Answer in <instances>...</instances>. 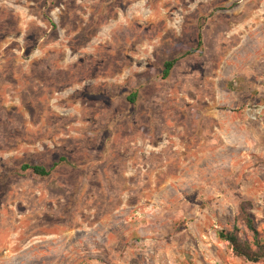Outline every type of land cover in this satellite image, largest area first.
<instances>
[{
	"label": "rangeland",
	"instance_id": "obj_1",
	"mask_svg": "<svg viewBox=\"0 0 264 264\" xmlns=\"http://www.w3.org/2000/svg\"><path fill=\"white\" fill-rule=\"evenodd\" d=\"M240 206L264 238V0H0V264H262Z\"/></svg>",
	"mask_w": 264,
	"mask_h": 264
},
{
	"label": "trees",
	"instance_id": "obj_2",
	"mask_svg": "<svg viewBox=\"0 0 264 264\" xmlns=\"http://www.w3.org/2000/svg\"><path fill=\"white\" fill-rule=\"evenodd\" d=\"M201 45V33L197 35V46ZM176 59H171L163 63V69L161 76L166 78L173 66L176 63ZM135 94L128 96L130 102L134 101ZM27 170L38 176H47L49 170L45 167L37 164L23 163L19 167V173L23 174ZM243 221V224L250 232L249 238L242 237V233L238 225H232L230 229H220L216 231L218 239L228 243L234 256L242 258L245 261L252 263L264 264V238H262L256 228L253 225L252 219L246 209L243 206L239 207L238 218Z\"/></svg>",
	"mask_w": 264,
	"mask_h": 264
}]
</instances>
